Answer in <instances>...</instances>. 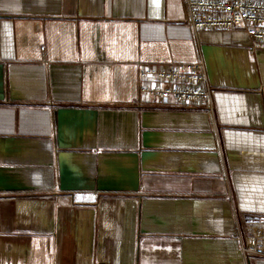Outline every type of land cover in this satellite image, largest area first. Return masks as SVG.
Here are the masks:
<instances>
[{"label":"crops","instance_id":"crops-1","mask_svg":"<svg viewBox=\"0 0 264 264\" xmlns=\"http://www.w3.org/2000/svg\"><path fill=\"white\" fill-rule=\"evenodd\" d=\"M185 11L0 0V264H247L237 221L264 220V43L195 34ZM195 62L212 110L140 95L143 65Z\"/></svg>","mask_w":264,"mask_h":264},{"label":"built area","instance_id":"built-area-1","mask_svg":"<svg viewBox=\"0 0 264 264\" xmlns=\"http://www.w3.org/2000/svg\"><path fill=\"white\" fill-rule=\"evenodd\" d=\"M185 22L195 34L204 30L244 28L255 41L264 43V0H184ZM44 50V48H43ZM139 93L159 106H200L213 109V90L205 85L202 62L143 65ZM144 100L139 105H148ZM238 240L247 264L264 258V220L237 221Z\"/></svg>","mask_w":264,"mask_h":264}]
</instances>
